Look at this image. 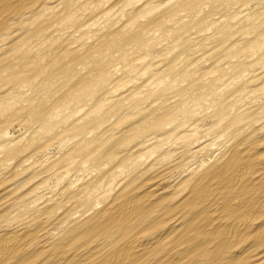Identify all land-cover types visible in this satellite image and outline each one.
Here are the masks:
<instances>
[{
  "label": "bare ground",
  "instance_id": "bare-ground-1",
  "mask_svg": "<svg viewBox=\"0 0 264 264\" xmlns=\"http://www.w3.org/2000/svg\"><path fill=\"white\" fill-rule=\"evenodd\" d=\"M60 1L0 0V264H264V0H115L113 18L112 0ZM82 27L77 47V30L60 34ZM29 74L54 90L33 105L2 94ZM29 117L30 140L1 143L2 127ZM43 133L79 138L55 173L81 157L98 174L9 229L22 197L8 182L48 161L33 159ZM205 137L215 157H202Z\"/></svg>",
  "mask_w": 264,
  "mask_h": 264
},
{
  "label": "rangeland",
  "instance_id": "rangeland-1",
  "mask_svg": "<svg viewBox=\"0 0 264 264\" xmlns=\"http://www.w3.org/2000/svg\"><path fill=\"white\" fill-rule=\"evenodd\" d=\"M145 1L146 0H141L140 2L139 1L138 2L143 3ZM159 1L155 0V2L158 4L159 3L160 4L166 3L168 0L167 1L166 0H162V1L159 0ZM163 1H165V2H163ZM60 2H61V6L59 9H63L64 6H62V4L64 3V0H61ZM114 2H115V0H112L109 3H107L106 6L104 5L105 10L109 9V12H107L108 18H111V17L113 18L115 13L118 12L117 10L119 8L112 7V4ZM162 5H164V4H162ZM254 7L255 6H252L251 9ZM110 8H111V10H110ZM127 9L124 8V11H126ZM119 12L121 13V16H122L121 21L125 22L126 17H124V15H122L123 11L119 10ZM80 14H78L79 15L78 18L80 20V23H84V26H85L84 28L88 27L87 25H89V24H90V26L95 27L97 25V23L99 22V21H97L96 18L94 20L87 18L88 15L85 12L80 13ZM105 17H106V15H105ZM86 18H87V21H86ZM91 21H94V22H91ZM85 22L87 23L86 25H85ZM84 28L82 27L80 29H78V28L77 29H69L66 31L63 30L60 34H61V36L64 35L63 36L64 38H67L68 31L77 30V31H73L74 35L76 34V36H75L76 39L71 40L72 45L76 44L73 47H77L78 43L76 42V40H79L78 38L80 37V33H83L87 29V28L86 29H84ZM14 39L15 38H9L8 40H6V44L9 45V44L13 43ZM88 41H90V40L88 39ZM164 45L168 46L167 42L165 43V41H164L162 43V46H164ZM167 49L168 48H166L165 52L167 53L168 57H172L173 53L171 52L170 49H168V50ZM59 73L60 74L58 75V82H59V80H62L63 78H65V74L67 75V73H61V72H59ZM27 77L28 78H26V81L23 80V83H20L19 81L17 82L16 80L11 81L10 84L8 85V87L6 88L7 91L3 92L2 94L9 93V88H10L11 95L16 96V101H19V102H21L23 104H27V105H33L35 102H37V100L41 96H47L48 94H50V92H52V90H54V88L51 87L50 92H47V93L39 92V90H41V89H38V88H41V86L33 85V84L37 83L38 79H35L33 77L31 78V74H29ZM58 82H56V83H58ZM56 83H53V85ZM0 91H2V90H0ZM121 95H124V92H123V90L119 89L118 91H116L112 95L111 100L116 99V97L117 98L121 97ZM85 101H87L86 98L83 100V102L85 103ZM260 102H261V100H260ZM30 103H32V104H30ZM78 103H82V100L80 99L77 102H75L74 104H71L68 111L75 110L78 107L81 108V106L83 104L77 105ZM91 103L92 102L88 101L86 104H91ZM255 103L258 104L259 101H255ZM16 117H19V116H15L14 119ZM4 118L7 119V117L1 116L2 120H5ZM22 119H23L24 123L23 122L22 123H19V122L15 123V121H14L10 124L8 122L4 127L1 128V131H3L6 134V138L3 139L4 142H1V143L5 144L6 142L11 141L13 144H16V143L24 144V142H27V140H30V138L38 131V123H36L34 121L33 117H29L28 119H30V120H28L26 118H22ZM25 120H27V121H25ZM26 122H27V124H26ZM205 123H208V121H205ZM35 128H37V129H35ZM126 128L127 129L129 128V123L128 124H122L119 126V130L125 131V130H127ZM43 134L44 135L42 137V140L47 138L48 140H46V139L43 140L44 143L47 142V144H44L43 141L41 140L43 148L37 153L38 155L36 154L33 157V159H35V160L38 159L40 161H43V160L44 161L48 160V161L45 164H43V166L37 167L33 171L21 173L17 177H15L13 180L8 182V189L15 190L13 197L14 198L22 197L21 200H24L23 202L21 200H19L16 207L14 208V218L15 219L13 220V222L11 221V226L7 227L9 229H13L14 227H16V224H18L16 218H29V219H31V218H33L34 215H37V212L43 209L42 207L47 203V199L49 197L54 196L53 201L49 204L47 203V205L50 206V204H53L57 199L64 196V194L61 193V191L65 189L64 187H72L73 189H75L79 184H83L87 179L96 178V176L98 174V173H96V172H98L97 171L98 169L96 170V168H97L96 161H94V160L85 161L86 164L85 163L82 164L81 163L82 162L81 157H76L73 159V162H69V163H72V165H73L72 167H69L66 170L65 169L60 170L59 172L55 173V169L49 168L48 166L52 162H54L55 160H61L59 163V166L60 165H66L68 163V158L70 156L75 157V155L73 154V150L77 149V147H78L77 145L79 143H76V141H78L79 138L69 137L65 134H60V135H54V134L51 135L49 133H43ZM49 135H51L53 137L50 138ZM210 138L211 137H205L204 140L202 139L199 142L197 141V144H196L199 146V145H202V143H204V141H205V144L208 145L207 146L208 151L205 152L202 156L204 158H205L206 154L211 155L213 153V156L215 157L219 153V148L221 145H219L217 141L212 140L210 142L209 141ZM51 139H52V141H50ZM165 140H167L168 143H167V145L162 146V150L164 152L169 150L170 143L173 140V136H169ZM143 148L144 149L141 150L142 152H140L139 150H136L135 152L137 153L139 151L140 153H146V151L149 149V146L146 148L144 146ZM167 148H168V150H167ZM64 153H66V154H64ZM24 154L25 153L15 155L10 160L8 159V161L6 163L8 165L7 167L17 166L19 164L20 158ZM202 157H199V156L197 157V155L196 156L193 155V157L190 159L189 164H193L194 162L202 160L203 159ZM0 159H1V155H0ZM45 159H47V160H45ZM8 172H9V168H7V170H6V176H9ZM175 173H177V171ZM85 175L87 176V178ZM74 182H77V183L75 184ZM168 183H169V181H168ZM174 183L171 182L170 184L172 185ZM108 184L110 185V183L105 182L104 184L99 186V189L101 191L107 189V187L109 186ZM111 187H112V189H114L115 184L111 183ZM34 189H37V190H34ZM27 190L29 192H27ZM114 193H115V190H113L110 195H113ZM107 195L110 196L109 194H107ZM25 200H27V201H25ZM97 206H99V205L96 204V207ZM60 212L61 211L56 210L55 214L57 215ZM65 230H66V225L60 223V224L56 225L52 231H50V233L47 235V239L49 238L50 240H52L55 237H57L58 235L63 234L65 232Z\"/></svg>",
  "mask_w": 264,
  "mask_h": 264
}]
</instances>
